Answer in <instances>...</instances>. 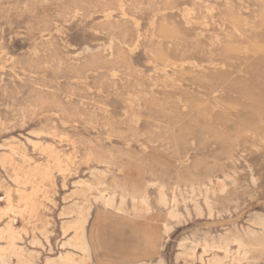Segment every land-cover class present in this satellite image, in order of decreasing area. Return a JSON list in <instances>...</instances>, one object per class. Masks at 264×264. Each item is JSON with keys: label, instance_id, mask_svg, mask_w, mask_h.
<instances>
[{"label": "rangeland", "instance_id": "374dc122", "mask_svg": "<svg viewBox=\"0 0 264 264\" xmlns=\"http://www.w3.org/2000/svg\"><path fill=\"white\" fill-rule=\"evenodd\" d=\"M66 254L264 264V0H0V260Z\"/></svg>", "mask_w": 264, "mask_h": 264}, {"label": "bare ground", "instance_id": "6f19581e", "mask_svg": "<svg viewBox=\"0 0 264 264\" xmlns=\"http://www.w3.org/2000/svg\"><path fill=\"white\" fill-rule=\"evenodd\" d=\"M206 26V25H205ZM51 146V145H50ZM53 149V148H52ZM57 154V153H56ZM57 157V156H56ZM52 159V158H51ZM68 159V158H67ZM71 159V158H70ZM57 160V159H56ZM59 161H60V159H58ZM58 161V163H60ZM70 161V160H69ZM57 163V162H56ZM67 163V162H66ZM59 167V166H58ZM36 179V178H35ZM210 190V189H209ZM12 197V196H11ZM100 198L101 199H103L108 205H111V206H113L114 204H115V199H116V192H113V193H111V194H109V195H102V196H100ZM126 196L125 195H121L120 196V199H119V201H120V204H119V208L120 209H123V207L125 206V204H126ZM131 200H133V203H134V205L135 206H137V205H141V206H144V207H147V208H149V201L147 200V198H145V197H141L140 199H138L137 198V196H135V195H133V196H131ZM157 200H158V202H159V204L160 205H163V206H165L166 208H167V210H168V216H170L172 219H179V217L180 216H182L181 215V213H179L178 212V208H177V206H178V199H176V197L175 196H173V197H169L168 195H167V192H166V190H165V186L162 184L161 186H159L158 187V196H157ZM196 203H198L197 201H196ZM208 203V202H207ZM195 204V203H194ZM199 204V203H198ZM200 205V204H199ZM199 207V206H198ZM151 208V207H150ZM196 210H197V208H196ZM198 210H200L199 208H198ZM197 210V211H198ZM203 210V209H202ZM190 212V211H189ZM201 214V213H200ZM84 222H85V220H83V219H81L78 223H77V225H79L80 227H84L85 225H84ZM39 238V237H38ZM68 243H69V241H68ZM70 244H73V242L72 243H70ZM81 249H83V250H85V248H84V246L82 245L81 247H80ZM67 255V254H66ZM62 256L61 257V259H63V258H66L67 260H66V262H65V264H67V261L68 260H72L73 259V254H69V255H67V256ZM2 257V256H1ZM2 260H0V264H3V258H1ZM5 259V258H4ZM50 259V258H49ZM50 261H52V260H50ZM64 261H65V259H64ZM63 262V261H62ZM49 263H51V262H49ZM53 263H54V261H53ZM64 264V263H63Z\"/></svg>", "mask_w": 264, "mask_h": 264}]
</instances>
